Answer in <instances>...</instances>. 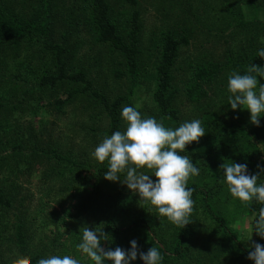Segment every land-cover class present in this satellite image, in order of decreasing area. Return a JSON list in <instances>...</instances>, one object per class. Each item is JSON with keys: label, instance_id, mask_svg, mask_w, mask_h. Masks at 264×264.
Returning a JSON list of instances; mask_svg holds the SVG:
<instances>
[{"label": "trees", "instance_id": "trees-1", "mask_svg": "<svg viewBox=\"0 0 264 264\" xmlns=\"http://www.w3.org/2000/svg\"><path fill=\"white\" fill-rule=\"evenodd\" d=\"M150 9L162 18L152 32ZM262 40L264 0H0V264L50 255L94 264L76 246L85 226L99 225L105 250L136 240L140 251L156 247L162 264H254L251 244L264 239L246 240L242 225L262 205L231 197L220 165L264 168V118L255 126L227 105L228 74L264 67ZM137 105L165 127L199 119L205 128L181 153L200 169L187 184L194 208L184 229L105 180L107 161L90 156L124 130L122 107ZM36 173L33 229L24 180Z\"/></svg>", "mask_w": 264, "mask_h": 264}, {"label": "clouds", "instance_id": "clouds-1", "mask_svg": "<svg viewBox=\"0 0 264 264\" xmlns=\"http://www.w3.org/2000/svg\"><path fill=\"white\" fill-rule=\"evenodd\" d=\"M256 54L264 59V47ZM261 80H264V67L252 64L244 74L230 72L227 80V105L233 111L247 110L250 122L255 126H260V118H264V83H260ZM138 107H122L120 115L124 130L105 136L90 156L99 163L107 161L105 180L126 186L138 194L139 203L151 205L158 217H166L170 223L184 229L191 222L194 208L193 189L187 184L190 178L200 175V169L189 155L181 153L186 152L187 145L199 142L206 133L205 128L199 119L185 121L175 128L165 127L155 117H142ZM145 168L151 174L139 171ZM257 168L256 174H249L246 163L224 160L220 165L221 183L231 197L246 206L252 202L262 205L258 213L253 210L249 217L252 228L250 238L246 240H251L253 232L264 239V168L260 165ZM121 174H124L123 179ZM104 241L109 239L100 225L93 229L85 226L76 248L94 264H132L138 257L143 264L163 262L156 247L140 251L137 241L132 240L127 250L120 247L105 250L101 247ZM251 248L254 250L249 252L248 259L254 264H264V245L253 243ZM13 264H30V261L17 257ZM37 264H80V261L69 255H50L39 259Z\"/></svg>", "mask_w": 264, "mask_h": 264}, {"label": "rangeland", "instance_id": "rangeland-1", "mask_svg": "<svg viewBox=\"0 0 264 264\" xmlns=\"http://www.w3.org/2000/svg\"><path fill=\"white\" fill-rule=\"evenodd\" d=\"M161 19H162L161 16L153 9H150L148 12H146V26H147L148 31L152 32L153 30H156L157 28H160L161 23H162ZM88 53L89 54H93V52L91 53L89 50H88ZM142 97H144V98L140 102V104H145V103L149 102L148 94H144ZM248 119L250 120V113L248 114ZM24 181H25V185H24L25 188L28 189V191H30L31 193H34V196L32 195L31 197H29L27 199V202H26V204L29 207H31V210L29 211V213L26 214V218L28 217L30 219V221L32 223L31 226H32L33 229H35V228H38L39 221L41 220V215L37 216L36 219L33 220V216H35L34 209L38 208V206H39V204H38L39 196L41 195L37 191V186L39 184V173H36L35 175H33L30 178V181H26V180H24ZM50 204L54 205V203H50ZM49 210H50L49 207L45 209L46 212H48ZM242 226L246 227L245 228L246 231H243L244 233H246V234L251 233L252 225H249V224L245 225L244 224ZM247 229L249 230V232H248ZM62 231L65 232L66 230L63 228Z\"/></svg>", "mask_w": 264, "mask_h": 264}]
</instances>
